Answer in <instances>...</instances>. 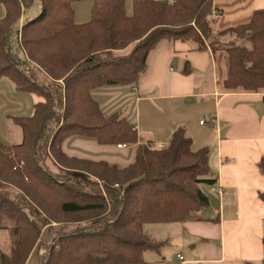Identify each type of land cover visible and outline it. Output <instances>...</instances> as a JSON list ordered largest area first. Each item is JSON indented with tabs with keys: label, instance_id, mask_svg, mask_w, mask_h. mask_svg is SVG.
I'll return each mask as SVG.
<instances>
[{
	"label": "trees",
	"instance_id": "obj_1",
	"mask_svg": "<svg viewBox=\"0 0 264 264\" xmlns=\"http://www.w3.org/2000/svg\"><path fill=\"white\" fill-rule=\"evenodd\" d=\"M34 1L0 0V78L41 97L32 115L8 116L21 141L0 139V231L9 239L0 264H27L33 253L38 264H150L144 252L164 241L143 225L183 222L209 204L201 183L212 182L210 149H193L184 125L165 147L140 142L127 117L103 112L93 92L136 86L162 40L226 51L223 87L258 92L264 9L217 31L213 0H131V14L125 0H93L86 22L74 20L73 3L81 0H39L38 13L28 18ZM73 137L135 146L134 160L120 166L71 155L63 144ZM257 166L264 175V156ZM258 197L264 202V190Z\"/></svg>",
	"mask_w": 264,
	"mask_h": 264
},
{
	"label": "crops",
	"instance_id": "obj_2",
	"mask_svg": "<svg viewBox=\"0 0 264 264\" xmlns=\"http://www.w3.org/2000/svg\"><path fill=\"white\" fill-rule=\"evenodd\" d=\"M125 7L131 13L127 0ZM213 9V27L219 31L247 22L254 10L264 9V0H213ZM3 15L2 5L0 18ZM81 17L79 21H84L86 16ZM146 63L136 86L101 88L93 96L114 94L126 101L129 107L121 114L135 127L140 142L152 147H165L172 131L184 125L193 149H210L207 177L212 182H203L208 190L202 187L209 204L191 212L185 221L143 225L154 240L166 241L159 250L145 251V260L150 264L262 263L264 202L258 192L264 190V175L257 163L264 156V88L258 92L225 89L226 51L197 50L191 40H162L148 53ZM40 100L34 93L17 92L11 80L0 78V120L30 116ZM97 102L103 112L108 109L106 114L117 112L116 106L109 108L114 101ZM63 149L120 166L135 156V146L101 145L84 137L67 139ZM173 239L176 247L171 252L166 248Z\"/></svg>",
	"mask_w": 264,
	"mask_h": 264
},
{
	"label": "rangeland",
	"instance_id": "obj_3",
	"mask_svg": "<svg viewBox=\"0 0 264 264\" xmlns=\"http://www.w3.org/2000/svg\"><path fill=\"white\" fill-rule=\"evenodd\" d=\"M38 3L39 0H35L33 3V6L31 10L26 14V17L32 18L38 13ZM93 0H81L73 3V8L76 13V16L74 17V20L76 22H86L90 19V10L92 6ZM127 4L131 8V0H127ZM0 7H2V4L0 3ZM132 12V11H131ZM86 16L84 21H79L83 17H81L83 14ZM131 14V13H129ZM97 99L100 104L104 102V100H111L114 101L112 105H110L109 108H112V106H116L114 108V111H117L119 113L125 112L127 110L128 103L124 100L117 99L116 96L113 94H108V95H102V94H97L94 97ZM105 113L108 112V109L104 110ZM113 112V111H112ZM203 120V117H201ZM0 139L7 143V144H16L21 141V130L18 126L14 125L8 117H4L3 120H0ZM208 186L205 183H201V188L206 187L208 190ZM264 223V219H263ZM147 225H153V224H147ZM147 227H153V226H147ZM164 244L166 243L165 240ZM173 245V246H172ZM176 245V240L173 239L171 243H169V246H167L166 249H170L171 252H174L175 246ZM0 250H9V239H8V234L7 231H0ZM42 250V249H41ZM40 260V256L38 253H33L30 260L27 262V264H38ZM262 264H264V260L262 261Z\"/></svg>",
	"mask_w": 264,
	"mask_h": 264
},
{
	"label": "built area",
	"instance_id": "obj_4",
	"mask_svg": "<svg viewBox=\"0 0 264 264\" xmlns=\"http://www.w3.org/2000/svg\"><path fill=\"white\" fill-rule=\"evenodd\" d=\"M211 14H215V10H214V9H212ZM263 111H264V101H263ZM200 123H203V120H201ZM132 126H133V125H132ZM133 128H135V127H133ZM121 145H122V144H118V146H121Z\"/></svg>",
	"mask_w": 264,
	"mask_h": 264
}]
</instances>
